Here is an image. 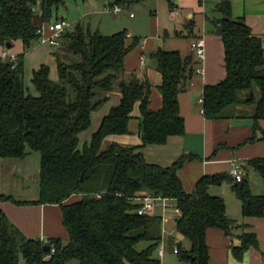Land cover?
<instances>
[{
	"label": "trees",
	"instance_id": "16d2710c",
	"mask_svg": "<svg viewBox=\"0 0 264 264\" xmlns=\"http://www.w3.org/2000/svg\"><path fill=\"white\" fill-rule=\"evenodd\" d=\"M86 0H0V48L22 51L15 60L0 56V159H25L40 154L39 198L32 203L0 195V201L15 204L59 205L69 239L47 243L29 239L0 210V264H162V216H140V198L162 196L175 199L181 214L175 219L170 245L178 249L186 264H211L207 232L219 230L227 237L240 231V243L232 244L234 258L241 262L248 250L259 248L254 233L227 215L222 197L210 188L231 185L242 204L244 218H264V193L255 195L248 175L237 182L229 174L203 177L189 193L179 176L185 155L170 167L150 164L141 150L165 145L170 137L185 135L179 96L196 75L195 56L178 51L156 52L157 69L163 76L160 92L163 106L150 109L152 85L125 68V59L140 44L124 30L113 35L93 32L76 23L64 31L55 50L58 80L50 79V68L42 65L32 83L38 96L25 85V56L41 43L39 30L57 23L61 8ZM109 8L124 10L148 0H105ZM215 20L221 26L225 50L226 78L208 85L203 93V113L208 120L240 119L254 107V129L264 118V36H256L243 19L233 17L230 0H216ZM8 45H11L8 48ZM121 93L118 106L103 119L90 144L80 147V135L92 125V114ZM140 108L138 134L142 145L125 147L105 140L131 134L136 106ZM255 136L249 142H256ZM259 140H264L263 137ZM243 169H253L264 183V159H254ZM246 174V175H245ZM140 243L147 246L139 250ZM50 247V250H46ZM55 250V253L52 252Z\"/></svg>",
	"mask_w": 264,
	"mask_h": 264
},
{
	"label": "crops",
	"instance_id": "0c3cea01",
	"mask_svg": "<svg viewBox=\"0 0 264 264\" xmlns=\"http://www.w3.org/2000/svg\"><path fill=\"white\" fill-rule=\"evenodd\" d=\"M41 1L38 0L39 6ZM230 2L233 17L243 19L256 36H264V0H230ZM80 3L83 4V13L79 15L76 23H83L89 26L86 22V18L89 15H105L111 12L116 15L121 14L112 11L105 0H86ZM162 3L168 6L171 21L173 22L172 26L166 28L164 34L165 36H170V33L173 32L176 38H179V41L185 45L183 48L184 51L180 48L178 50H176L177 48H166L164 45L165 39L159 34V24L161 21H159V15L157 14L156 19L158 23L155 24L157 26V32L155 33L156 39L152 38L150 41L146 39L140 42L126 57L125 68L129 73H135L140 79H147L150 82L152 85L150 109L153 111L160 110L163 106V96L160 92V87L163 84V76L158 71L157 64L152 63L147 56L155 59L153 54L160 52V48L162 51H178L183 57L192 54L195 56L192 51V43L195 40L204 41L207 54V59L204 64L205 73L203 76L196 74L188 90L179 96L181 116L185 119V135L170 137L165 145H149L141 150L148 163L162 167L172 166L182 156L193 155L194 158L185 162L179 171V176L185 189L189 193H192L197 183L203 177L229 174L232 169V162H236L245 168L250 160L264 159V140H259L264 134V118L258 122L260 128L258 131L254 129V107L244 108L249 115L244 118L227 120L206 119L201 103L204 88L208 85L220 83L227 76L224 44L221 36L216 35L218 26L214 23L219 17L214 16L212 20L208 16L209 13L215 12L216 0H206L205 3L201 0H156L155 6L158 13L162 9ZM67 10H69L68 7ZM130 17L135 18L133 14ZM59 20H65V18L59 16ZM54 24L55 22H51L43 25L45 34L48 37L53 33L52 27ZM128 36L135 37L129 33ZM21 51L22 47L20 46L12 51L0 48V56L4 53L18 55ZM54 52L55 50L48 45L38 44L26 54L25 85L26 75L28 77V69L32 71L29 74L30 81L32 82L34 73L42 65L49 66L51 80H58ZM199 66L200 63L197 64L196 69ZM31 86L34 87L33 83L29 85V88L26 85L28 92L34 96H38L36 89L35 93L30 92ZM121 98L122 95L120 92H112L109 102L92 114L91 127H95L91 131H89L91 129L90 127L87 131L81 133V148L90 144L93 134L98 131L103 119L113 107L120 104ZM133 117L131 134L111 136L105 140V147L114 142L125 147L142 145V140L138 134V119L140 117V108L138 105L133 112ZM255 136L258 140L254 143L249 142ZM12 162L0 159V170L6 172V174L0 172V177L2 176L3 178L10 173L15 174L19 168V164ZM244 171L248 176L251 174L253 178H255L254 172L258 174L253 169H248V171L245 169ZM217 190L222 191L218 192ZM251 190L255 195H262L264 193V183L261 190L255 191L252 185ZM39 193L40 188L36 192V196L34 195L33 198L27 200H17L12 196L9 197H12L16 201L32 203L38 200ZM210 193L222 197L227 206L228 217L245 224L247 226L245 231L256 234L259 240V248H251L248 250L243 261L239 262L234 258L231 246L232 244L240 243L238 236L241 232H235L231 238L225 236L219 230L210 229L207 232V243L210 251L211 264H264V218H244L242 215V204L237 197H234L235 193L232 191L229 183L228 185L226 183V185L211 187ZM0 195L8 196L2 182H0ZM225 197L230 199L232 203L231 207L228 205L227 198ZM0 210L5 212L9 219L29 239H39L44 243H47L51 239H61L63 242H67L69 239L63 222L62 209L59 205H18L12 201H0ZM170 237L163 232L164 257L162 260L167 257V254L171 253L179 262H182L178 254H175L174 250L173 252L170 250ZM176 240L178 242L181 241L178 238ZM171 264L179 263L173 261Z\"/></svg>",
	"mask_w": 264,
	"mask_h": 264
},
{
	"label": "rangeland",
	"instance_id": "374dc122",
	"mask_svg": "<svg viewBox=\"0 0 264 264\" xmlns=\"http://www.w3.org/2000/svg\"><path fill=\"white\" fill-rule=\"evenodd\" d=\"M156 0H148L144 3L135 4L130 9H125L123 13L121 14H114V13H108V14H97V15H89L86 18L87 24H89L91 30L93 32L98 31L103 35H113L121 31H126L129 34L137 37L140 39V42L144 40L150 41V39H156V28L158 20L157 14L159 15V34L165 39L164 45L166 48L174 49L178 48L182 49L184 48V44L179 41V38H176V36L173 34V32L170 33V36H165L166 28L173 25V22L171 21V15L169 13L168 6H165L164 3H162V9L159 11H156ZM69 10H66V8H61L59 10L58 15L55 14V18L57 16L65 18L66 21H68L73 26L76 23L77 18L79 15L83 13V4L78 2L75 3L74 1L69 2ZM80 9V10H79ZM133 14L135 18H131L130 15ZM211 17L210 19L213 20L214 16H220L216 12H211L208 15ZM177 41V42H176ZM184 51V50H183ZM148 59L152 61V63H156L155 59L150 58L147 56ZM31 70L28 69V77L26 75V85L29 88V85H32V82L30 81L29 74H31ZM31 93H35V88L31 86L30 88ZM95 125V124H94ZM95 126H92L89 131H91ZM5 161H13L12 163L19 164L18 170H16L15 174L10 173L9 175H5V177H0V182H2L5 192L8 196H12L13 198L17 200H27L33 198V196L36 194V192L39 191V176H40V154L37 152H30L29 157L22 161V160H15V159H4ZM16 161V162H15ZM12 166V164H11ZM10 166V168H12ZM13 169V168H12ZM1 173L6 174L5 171H1ZM252 173V172H251ZM255 178L250 174L248 176L250 186L252 185L254 190H261L263 187L262 179L261 177L254 172ZM226 185V184H225ZM228 185V183H227ZM218 192L222 190H217ZM36 196V195H35ZM224 197V195H222ZM236 198V196L234 195ZM227 203L231 207L232 203L228 197ZM173 212L168 211L166 214L167 220L164 222L163 230L164 234L175 237L183 240L184 246H188V241L181 238L175 231V217H173ZM169 238V240L171 239ZM165 241V240H164ZM176 240V244H177ZM162 245L164 247V244L162 242ZM161 245V246H162ZM147 246V243H140L138 245V249L142 250ZM170 250L173 252L174 248L170 245ZM171 253L167 254V257H165L162 260V264H171L173 261L178 262L179 264H185L184 262H179L177 258H172ZM20 264H24V260H21ZM69 264H78L77 261H72Z\"/></svg>",
	"mask_w": 264,
	"mask_h": 264
},
{
	"label": "built area",
	"instance_id": "2783aa9c",
	"mask_svg": "<svg viewBox=\"0 0 264 264\" xmlns=\"http://www.w3.org/2000/svg\"><path fill=\"white\" fill-rule=\"evenodd\" d=\"M203 3H205L206 0H201ZM115 13H122L124 9L120 6H115L111 9ZM73 25L70 24L66 20H59L57 23H55L52 27V35L47 36L45 34V28L42 27L39 30V33L41 34V43L43 45H48L50 48L56 50L60 45V39L62 38V35L65 30L72 28ZM192 51L195 54L198 62L200 63V66L196 69V74L203 76L205 73L204 64L207 59L206 54V47L204 41L201 40H195L192 43ZM17 55H8L7 53H4L1 57L3 59H11L15 60ZM201 103H203V100H201ZM230 175L235 179L237 182L243 181V175H244V169L242 165H239L236 162H232V169L230 172ZM141 203V207L138 209V215L140 216H153L156 214H160L162 216V223L164 226V222L167 220L166 214L168 211L173 212V217L175 219L181 214L180 209L177 207V203L175 199L166 198L162 196H151L147 195L139 199ZM164 232V230H163ZM53 253H55V250H52ZM175 254H178V249L175 248L174 250ZM159 257L162 259L164 257V247L161 246V249L159 251Z\"/></svg>",
	"mask_w": 264,
	"mask_h": 264
},
{
	"label": "water",
	"instance_id": "95a60500",
	"mask_svg": "<svg viewBox=\"0 0 264 264\" xmlns=\"http://www.w3.org/2000/svg\"><path fill=\"white\" fill-rule=\"evenodd\" d=\"M221 34H222L221 26H218L217 30H216V35L221 36ZM10 47H11V45H8V48H10ZM159 51L161 52L162 49L160 48ZM46 250H50V247H46Z\"/></svg>",
	"mask_w": 264,
	"mask_h": 264
}]
</instances>
